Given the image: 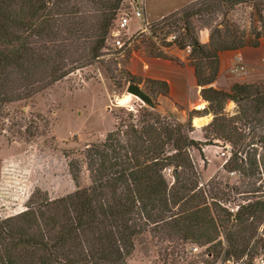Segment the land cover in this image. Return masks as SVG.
Instances as JSON below:
<instances>
[{
    "label": "trees",
    "instance_id": "trees-1",
    "mask_svg": "<svg viewBox=\"0 0 264 264\" xmlns=\"http://www.w3.org/2000/svg\"><path fill=\"white\" fill-rule=\"evenodd\" d=\"M123 1L0 0V108L26 99L59 81L75 62L82 64L98 60L113 32ZM212 1L214 6L221 4L229 8L242 2ZM80 6L82 9L88 6L98 12L95 22L82 16ZM196 13L187 12L179 18L183 33H176L175 40L164 47H175L179 51L190 49L188 61L194 70L199 95L207 103L202 110L190 112V119L193 115L203 117L212 114V120L205 128L213 133V137L230 142L239 150L245 149L248 145L239 144L244 135L234 123L225 119L223 107L225 101L241 104L242 114L256 120L257 115L264 111V88L233 83L227 92H223L211 86L218 73V53L244 48V42L219 40L203 45L188 22ZM176 27L175 19L162 17L154 26L148 25L147 30L150 37H156V33L164 28L175 32L178 30ZM79 42L85 48L83 55L76 47ZM257 44L254 41L251 46L256 48ZM200 59H210L211 73L208 76H203ZM125 74L127 85L140 83L127 72ZM142 90L153 98L168 93L167 84L162 81L145 80ZM143 111L145 119L141 118L139 128L134 124L126 125L124 130L116 128L107 133L101 143L84 149L89 186L54 200H39L32 194L24 211L0 220V264H127L135 239L149 225H154L156 230L162 222L169 229L179 222L186 227L191 223L193 228H197V223L201 222L205 232L193 233L191 238L196 241L204 238V243L213 241L208 232L210 222L206 221L207 216L205 220L199 219V211L185 213L186 217L177 213L176 217L167 219L165 214L183 200L173 192V187L181 184V190H186L181 172L183 169L184 172L192 170L186 150L194 148L200 153L204 144L183 133L184 129L190 128V120L172 124L154 110L144 108ZM147 118L154 122L144 124L143 120L145 122ZM160 121L162 126L155 128ZM170 126L172 129L168 128ZM258 139L264 149V134ZM237 155L232 151L225 170L245 171ZM255 163L250 159L247 165L252 175ZM169 167L174 171V183L171 190H166L167 181L162 171ZM70 173L73 181L77 182L78 172L70 170ZM188 189L192 190L189 184ZM263 200L248 202L250 204L240 206L233 215L222 210L227 215L224 214L221 221H231L246 233V238L245 235L240 238L237 232L223 236L227 244L223 260L244 257L242 264H253L259 251L264 253V241L261 239L256 249L254 243L249 247L254 231L250 222L245 224L256 217L257 210L264 216ZM216 232L214 229L213 234ZM217 247L219 251L215 252L219 256L222 251L220 241L214 246Z\"/></svg>",
    "mask_w": 264,
    "mask_h": 264
},
{
    "label": "rangeland",
    "instance_id": "rangeland-1",
    "mask_svg": "<svg viewBox=\"0 0 264 264\" xmlns=\"http://www.w3.org/2000/svg\"><path fill=\"white\" fill-rule=\"evenodd\" d=\"M136 7L141 8L144 21H134L125 32L127 34H117L120 39L131 36L133 43L131 39L129 49L144 46L152 54L163 55L160 47L166 49L164 46L175 40L176 33H183L179 18L187 12H197L188 22L203 45L219 40L244 42V48L234 49L233 55L240 54L246 73L233 76L226 70L224 79L217 82L216 77L211 86L223 92H227L233 83L264 88V47L261 48V45L264 46V0H242L232 8L227 5L222 7L221 4L214 6L212 0H124L119 13L121 15ZM81 13L92 22H95V16H99L88 6L81 7ZM162 17L175 19L178 30L172 32L164 28L156 33V37H150L146 31L138 29L144 23V27L154 26ZM115 26L116 22L113 24L114 31ZM254 41L258 43L256 48L251 46ZM79 43L76 47L79 48L78 53L83 55L85 48ZM117 51L111 48L108 40L98 60L84 61L82 64L75 62L72 67L68 66L70 71L59 81L26 99L0 108V220L24 211L32 194L39 200H54L89 186L84 149L101 143L106 134L116 128L124 130L128 124L140 127L141 118L145 119L143 110L147 107L126 93V72L117 65L118 62L122 63ZM209 60L200 59L204 77L211 73ZM242 111L241 104L225 101V119L234 123L244 135L239 144L248 145L245 149L239 150L230 142L213 137V133L205 128L211 122L212 114L203 117L193 115L197 118L190 122V128L184 129L183 133L204 145L200 147L201 155L194 148L186 150L188 164L192 167V170L184 172L183 169L181 172L186 181V190H181V184L173 187L172 167H169V175L162 171L167 181L166 190L173 187V192L183 198L182 202L171 208V212L165 213L166 219L176 217L177 213L186 217L185 213L199 211V219L205 220L207 216L206 221L210 222L208 232L213 241L204 243V238L200 241L191 238L193 233L205 232L204 226H200L201 222L197 223V228H193L191 223L186 227L181 222L174 224L172 229L163 222L156 230L153 229L154 225H149L135 239L133 252L126 259L127 264H242L244 257L223 260V250L227 246L223 236L228 232H237L240 238L244 235L246 238V233L231 221H221L226 214L222 210L228 212L225 208L242 207V204L245 206L257 199H264V149L258 139L264 134V111L257 115L256 120L245 116ZM204 117H208L209 121ZM164 119L172 124L178 122L165 116ZM153 122L150 118L145 122L143 120L144 124ZM161 126L160 121L155 128ZM168 128L172 129L171 126ZM225 143L230 144L231 153L237 152L238 161L242 162L245 171H232L234 173L230 175L231 171L225 170L223 161L226 155L221 156ZM250 159L256 162L253 175L247 169ZM70 170L78 172L77 182L73 181ZM188 184L192 190L188 189ZM249 222L254 237L248 244L251 247L254 243L256 249V245L261 244L259 239L264 241V216L257 210L256 217L245 224ZM214 229H217L215 235ZM219 241L222 251L216 256L215 251H219V247L214 246ZM193 248L197 249L194 251ZM261 253L260 250L253 264H257L259 258L264 261V253Z\"/></svg>",
    "mask_w": 264,
    "mask_h": 264
},
{
    "label": "crops",
    "instance_id": "crops-1",
    "mask_svg": "<svg viewBox=\"0 0 264 264\" xmlns=\"http://www.w3.org/2000/svg\"><path fill=\"white\" fill-rule=\"evenodd\" d=\"M134 21L137 19L130 20L128 30ZM147 31L146 33H148ZM263 47L261 45V48ZM168 49L160 47L163 55H155L144 46H133L124 54H117L122 57V63L118 62L117 65L131 77L140 80L137 85L141 89L145 80L165 82L168 87L167 95H158L155 98L151 96L160 106L158 113L180 123H186L188 120L192 123L197 117L191 116L190 119V112L202 110L207 103L199 95L200 89L196 84L194 70L187 60L188 55L185 50ZM233 53L234 50L218 53L217 82L224 79L223 75L231 63ZM196 106H199L200 109H195ZM205 120L209 121L208 117Z\"/></svg>",
    "mask_w": 264,
    "mask_h": 264
},
{
    "label": "built area",
    "instance_id": "built-area-1",
    "mask_svg": "<svg viewBox=\"0 0 264 264\" xmlns=\"http://www.w3.org/2000/svg\"><path fill=\"white\" fill-rule=\"evenodd\" d=\"M134 1H137V0H134ZM131 19H137V20H143L144 21V18H143V12L141 10V8L139 7H136L135 9H133L132 11H129V12H123L118 14V18L117 20L115 21L116 22V31L113 30V32L109 35L107 41L109 40L110 41V45H111V48L116 50L118 49V54H121L123 52H125L126 50L129 49L130 47V44H131V36H127L126 39H120L119 36H117L118 33H124L128 31V25L130 23V20ZM145 26V23L144 24H140L139 28L140 31H147V27H144ZM148 32V31H147ZM127 34V33H125ZM173 38V37H172ZM171 38V39H172ZM174 39V38H173ZM185 51H187V53H189V48L187 47L185 49ZM228 72L233 75V76H239V75H244L246 73V68H245V65L242 61V58L240 56L239 53H235V55H233V59H232V63L231 65L228 67ZM196 109L199 110V106H196ZM230 144L228 143H225L224 145V151H221V156H225L224 158V161L223 163L226 164L227 161L230 159L231 157V148H230ZM171 169L170 168H165L163 170L164 173H167L169 175V173L171 172L170 171ZM234 172H230L229 174L232 175ZM244 205V204H242ZM240 207H235V208H225L227 209V211L230 213V214H235L236 212H238ZM194 251L197 249V248H193ZM260 261V263H259ZM259 261L258 263L259 264H264V261L262 259L259 258ZM257 263V264H258Z\"/></svg>",
    "mask_w": 264,
    "mask_h": 264
},
{
    "label": "water",
    "instance_id": "water-1",
    "mask_svg": "<svg viewBox=\"0 0 264 264\" xmlns=\"http://www.w3.org/2000/svg\"><path fill=\"white\" fill-rule=\"evenodd\" d=\"M126 93L137 98L143 104V106L150 108V109L157 111V112L160 111L159 104L156 103L155 100L150 95L145 93L140 88L139 85L132 84V83L128 84V86L126 88Z\"/></svg>",
    "mask_w": 264,
    "mask_h": 264
},
{
    "label": "bare ground",
    "instance_id": "bare-ground-1",
    "mask_svg": "<svg viewBox=\"0 0 264 264\" xmlns=\"http://www.w3.org/2000/svg\"><path fill=\"white\" fill-rule=\"evenodd\" d=\"M126 99H129V98H126Z\"/></svg>",
    "mask_w": 264,
    "mask_h": 264
}]
</instances>
